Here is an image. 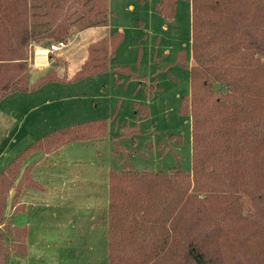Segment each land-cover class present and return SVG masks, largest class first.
I'll list each match as a JSON object with an SVG mask.
<instances>
[{"label":"trees","instance_id":"obj_1","mask_svg":"<svg viewBox=\"0 0 264 264\" xmlns=\"http://www.w3.org/2000/svg\"><path fill=\"white\" fill-rule=\"evenodd\" d=\"M190 1L191 89L181 96L179 111L191 118L192 169L138 171L127 163L124 170L109 172V264H264V0ZM176 2L157 1L165 21L174 17ZM84 3L46 0L49 23L34 31L30 0H0V102L16 91L107 69L89 59L69 75L57 65L34 63L36 42L51 45L68 37L72 10ZM94 4L108 11L103 0ZM121 40L120 31L110 36L111 57ZM178 61L188 63L183 50ZM32 70L37 71L33 80ZM135 109L149 113L141 103ZM106 123L96 119L50 131L3 166L0 264H7L12 252H27L28 228L9 222L6 210L9 200L13 213L23 206L26 189L43 188L32 173L40 157L26 163L28 158L102 137Z\"/></svg>","mask_w":264,"mask_h":264},{"label":"rangeland","instance_id":"obj_2","mask_svg":"<svg viewBox=\"0 0 264 264\" xmlns=\"http://www.w3.org/2000/svg\"><path fill=\"white\" fill-rule=\"evenodd\" d=\"M84 1L81 8L72 10L70 35L63 41L97 22L111 35L120 31L122 40L112 57L106 44L90 49L88 60L98 66L107 65V69L77 81L50 82L40 89L16 91L0 102V170L29 143L50 131L96 119L107 122L106 135L69 142L35 163L32 173L43 183L56 171L57 175L79 181L81 191L87 192L64 197L59 195L60 185L48 187L52 191L49 194L34 190L35 200L51 203L49 209L43 208L51 214L46 243L39 230L33 236L41 249L32 250L34 264H109L111 170L122 171L127 163L138 171H171L174 166L184 171L192 169L191 118L179 111L181 96L191 89V1L177 0L174 17L168 21L156 10L158 0H103L108 9L105 13L94 0ZM30 3L31 27L42 30L50 20L46 0ZM36 44L50 47L44 40ZM182 50L187 65L178 61ZM50 54L55 59L54 51ZM114 66H127L131 71L116 72ZM36 75L32 70L30 79ZM135 103L147 107L149 113L137 114ZM39 155L33 153L26 163ZM58 208H62L61 214L54 216ZM12 211L9 200L6 215L9 222L16 223L17 215ZM15 257L26 259L12 253L9 264Z\"/></svg>","mask_w":264,"mask_h":264},{"label":"crops","instance_id":"obj_3","mask_svg":"<svg viewBox=\"0 0 264 264\" xmlns=\"http://www.w3.org/2000/svg\"><path fill=\"white\" fill-rule=\"evenodd\" d=\"M102 25L103 24L90 25L86 27V29L79 30L77 33L73 34L71 38L65 41L64 46L54 51L55 59L53 55L52 56L49 55L47 47L40 45V44H36L34 47V49L36 50L35 53L37 54L36 62L34 61L35 65L37 67H48V66L57 64L58 66L59 65L58 63L62 62L64 64L63 67L60 66L59 68L62 69L63 72L66 71L69 75L74 74L88 60L89 55H90V49L93 46H98L100 44H106L108 47V51L110 52L111 34H110V31L106 30V27L104 28V26ZM79 38L81 39V43H79V40H80ZM109 56H110V53H109ZM102 59L103 61L105 60L104 58ZM55 152H52V153H55ZM52 153L46 154L43 157L39 155L36 159L40 157L38 161L40 162L43 159H45V157H47L48 155ZM53 176H56V177H53ZM38 180L43 185V188L26 189L24 193L22 194V196L20 197V202L23 205V208L14 212V214L17 215V220L15 224L26 225L28 230H27V237H26V247H27L26 254L12 252L13 254L17 253L19 255H22V257L26 259L25 261H23V259H20L19 257H15L14 260H12L13 264H34L33 261L31 260L32 250L35 249V250L41 251V249L39 248V246L36 247L37 239L34 238L33 236L36 234L37 230H39L41 232L40 233L41 236L44 237L42 241L46 243V238L51 232V229H50L51 214L46 213L49 211L46 209L50 208L51 203H49L48 200H40V201L35 200L34 190H39V191L46 192L49 194L52 192L51 189H49L50 186L54 187L53 185H57V186L60 185L59 195L64 196V197L69 196V195H79V194L87 192V191H81L82 188H80L81 184L79 183V181L73 178H68V175H57L56 171L52 173L51 177H48V180L46 183H43L40 179ZM67 186L73 187V188L68 189L66 188ZM30 190H33V191H30ZM89 192H90L89 194L91 195L96 194V191L94 192L89 191ZM37 206H39L40 208ZM43 208H46V209H43ZM60 210H62V208H58V210L55 209L56 212H54V216L55 215L58 216V214H61ZM36 213L37 215H33ZM35 218L36 220H39L38 222H36L37 224L34 223ZM37 225H42V226L39 227ZM12 253L8 255L7 264H9V256ZM40 262H46V260H42Z\"/></svg>","mask_w":264,"mask_h":264},{"label":"built area","instance_id":"obj_4","mask_svg":"<svg viewBox=\"0 0 264 264\" xmlns=\"http://www.w3.org/2000/svg\"><path fill=\"white\" fill-rule=\"evenodd\" d=\"M64 46V41H60L58 43H53L50 45V47L48 48V53L49 52H52V51H55L57 49H59L60 47ZM37 54L34 53V61L36 62V59H37Z\"/></svg>","mask_w":264,"mask_h":264}]
</instances>
